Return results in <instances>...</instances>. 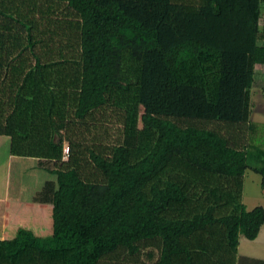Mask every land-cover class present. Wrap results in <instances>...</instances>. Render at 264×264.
Returning a JSON list of instances; mask_svg holds the SVG:
<instances>
[{"label": "trees", "instance_id": "obj_1", "mask_svg": "<svg viewBox=\"0 0 264 264\" xmlns=\"http://www.w3.org/2000/svg\"><path fill=\"white\" fill-rule=\"evenodd\" d=\"M263 2L0 0V135L54 176L52 232L0 264H264L239 256L264 225Z\"/></svg>", "mask_w": 264, "mask_h": 264}, {"label": "crops", "instance_id": "obj_2", "mask_svg": "<svg viewBox=\"0 0 264 264\" xmlns=\"http://www.w3.org/2000/svg\"><path fill=\"white\" fill-rule=\"evenodd\" d=\"M259 24L261 29L264 30V2ZM258 43L264 45V39H260ZM255 75L259 76V81L264 90V63L256 64ZM261 119H258V121L264 123V119ZM10 148L11 137L0 135V239L12 238L20 227L32 229L39 235L49 234L52 232L53 226V206L49 202L36 201L34 196L43 183L47 179H53L54 176L38 166L37 158L13 155ZM1 154H5L6 171H4V164L1 162ZM13 166L21 168L23 174L12 186ZM262 231H264V225L261 227L260 232ZM258 236L253 240L257 241ZM240 247L241 238L239 252ZM243 255L264 259V257H259L260 255L249 253Z\"/></svg>", "mask_w": 264, "mask_h": 264}, {"label": "rangeland", "instance_id": "obj_3", "mask_svg": "<svg viewBox=\"0 0 264 264\" xmlns=\"http://www.w3.org/2000/svg\"><path fill=\"white\" fill-rule=\"evenodd\" d=\"M250 92H251V100H252L251 119L257 121L260 118L264 119V90L262 88L261 82L259 81L258 75H255V80ZM258 142L264 145V139L263 140L259 139ZM5 161H6L5 154H1V162H3L4 164V171H6L5 169L7 167ZM22 174L23 172L21 168H16L13 166L12 186L16 181L20 179V176ZM260 177L261 175L259 173H256L252 170H248L246 172L244 189H243V200L249 209L257 205L264 206V188L261 185ZM49 234H42V235H49ZM246 253L260 255L259 257H264V231L259 233L257 241L248 239L244 235H241V247H240L239 256Z\"/></svg>", "mask_w": 264, "mask_h": 264}, {"label": "built area", "instance_id": "obj_4", "mask_svg": "<svg viewBox=\"0 0 264 264\" xmlns=\"http://www.w3.org/2000/svg\"><path fill=\"white\" fill-rule=\"evenodd\" d=\"M68 151H69V147H68V145H66L65 149H64V157H67Z\"/></svg>", "mask_w": 264, "mask_h": 264}]
</instances>
